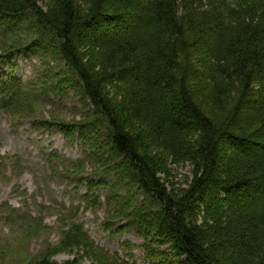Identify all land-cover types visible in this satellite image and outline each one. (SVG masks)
Returning a JSON list of instances; mask_svg holds the SVG:
<instances>
[{"label": "trees", "instance_id": "1", "mask_svg": "<svg viewBox=\"0 0 264 264\" xmlns=\"http://www.w3.org/2000/svg\"><path fill=\"white\" fill-rule=\"evenodd\" d=\"M41 1L0 0V16L32 18L56 36L120 158L116 177L128 173L156 208L131 219L152 224L139 226L146 264H264V154H255L264 151V0ZM192 76L213 80V94L239 85L229 116L202 109ZM169 162L193 167L185 188L162 178Z\"/></svg>", "mask_w": 264, "mask_h": 264}, {"label": "rangeland", "instance_id": "2", "mask_svg": "<svg viewBox=\"0 0 264 264\" xmlns=\"http://www.w3.org/2000/svg\"><path fill=\"white\" fill-rule=\"evenodd\" d=\"M209 1L199 0L202 7ZM48 2L39 4L46 9ZM2 16L0 264H36L45 258L58 264H109L102 252L146 264L139 226L153 229L152 224L131 219L138 207L147 213L156 208L128 173L116 177L120 158L107 143L104 121L91 112L53 32L32 18ZM193 63L203 73L204 65ZM207 78L192 76L189 86L202 109L221 122L237 105L240 88L235 83L230 92L213 94L214 82ZM18 84L21 90L12 93ZM192 169L187 162H169L162 178L185 188ZM161 251L169 252L170 246Z\"/></svg>", "mask_w": 264, "mask_h": 264}]
</instances>
